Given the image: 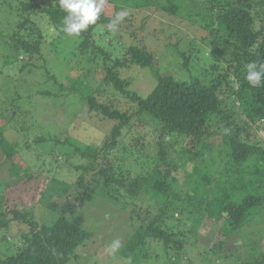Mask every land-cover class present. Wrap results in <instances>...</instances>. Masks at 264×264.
<instances>
[{
  "label": "trees",
  "instance_id": "trees-1",
  "mask_svg": "<svg viewBox=\"0 0 264 264\" xmlns=\"http://www.w3.org/2000/svg\"><path fill=\"white\" fill-rule=\"evenodd\" d=\"M125 6L136 9L137 13L126 10L128 15L117 29L126 26L125 29L131 32L140 29L145 33L155 30L157 39L158 27L153 25L152 12L165 13V17L175 20V17L186 18L182 25L186 26L187 32L183 37H179L170 24L161 27L166 32L162 39L160 37L166 43L171 42L168 45L172 46L170 52L181 59L180 64L177 62L179 68L185 70L181 77L162 74L147 45L132 44L126 48V59H114V66L131 64L152 73L156 85L145 97L129 89L130 81L123 79L119 71L106 63L113 59V52L110 53L109 48L98 42L100 37H96L101 36V29H107L116 13L124 11ZM37 7L48 17L58 38L64 39L67 35L60 29L66 13L59 8L58 0H41L39 3L32 0L25 6L28 12ZM145 9L148 10L146 13L141 12ZM22 25L20 22L18 28ZM170 28L174 30V39L166 36ZM178 29L184 31L182 27ZM79 37L82 40L75 49L85 56L94 54L95 61L98 53L104 54L106 74L103 79L119 90L125 100L116 106L100 103L91 94H82L91 111L100 112L114 124L105 136L102 159L98 153L100 145H90L82 150L67 136L71 148L82 153L86 161L76 167V181H58L61 184L59 191L49 187L42 193L40 202L58 213L51 224L40 222L32 208L15 206L20 203L8 208L4 200L8 186L0 181V264H69L79 261L80 248L86 247L92 233L76 222V214L95 198L99 190L109 193V197L120 198V189L131 197L145 193L151 198L146 205L137 199L132 203V231L126 243L115 253L104 246L108 256L112 257L110 262L137 264L146 260L148 264H195V251L204 258L200 264H217L223 258L227 260L226 264H264V251L246 255L244 247L242 251L237 248L238 252L230 249L233 256L229 250L228 257H224L229 238L264 210V147L253 142L254 137L260 136L264 130V83L253 88L245 79L248 63H264V0H105L96 25H91ZM12 38V49L23 53L21 70L33 68L35 62L24 57L26 54L31 58L39 55L42 37L33 43L19 35ZM34 68L40 70L41 66ZM45 71L46 77L51 79V72L46 67ZM5 88L2 87L0 93V150L12 161L10 177L17 175L20 180L21 174L31 166L22 158L21 142L10 141L6 132L24 114L26 108L18 102L25 98L21 99V94L10 97ZM77 90L74 87V91ZM43 93L52 96L55 92ZM143 115L157 123L161 134L159 140L147 143L146 135L140 134L132 138L136 144L124 149L127 154L122 157L123 161H137L132 159L133 146L139 153L146 150L156 153L155 162L148 163L150 170L146 171L142 164L139 168L145 170L133 177L131 165L126 172L120 166V169L114 168L111 161L104 159L109 150L124 140L132 121ZM24 129L22 125L19 130L23 132ZM221 133L224 135L222 141L229 146L228 154L233 163L219 179L200 161L207 155L204 150L209 138ZM167 136L171 137L170 141ZM51 139L40 134L35 136V143L52 141L54 144ZM26 178L33 179L34 172H28ZM113 185L118 189L110 187ZM71 188L74 190L72 201L51 202L54 193L63 196ZM13 221L26 226L17 243L10 237Z\"/></svg>",
  "mask_w": 264,
  "mask_h": 264
},
{
  "label": "rangeland",
  "instance_id": "rangeland-1",
  "mask_svg": "<svg viewBox=\"0 0 264 264\" xmlns=\"http://www.w3.org/2000/svg\"><path fill=\"white\" fill-rule=\"evenodd\" d=\"M40 1L37 0L38 3ZM31 2L32 0H0V93L3 90L2 87H7L5 90L9 91L10 97L14 98L15 95L19 97L18 94L25 95L21 98L25 99L18 104L26 108L20 120H16V125H10L7 128L6 136L12 142H21L22 158L31 166V168H27L24 174H21L20 180L17 175L10 177L12 161L7 159L5 153L0 150V181L6 184V187L8 186L4 191V200L8 208L14 207L16 202L20 203L15 206L21 207V209L23 207L32 208L40 222L51 224L58 213L40 202L42 193L49 187H55L59 191L61 184L58 181H76V167L86 161L85 158H82V153L76 152L73 147L71 148L69 145L70 138L67 136H70L82 150H86L90 145H100L98 153L102 155L100 157L102 159L105 154L103 144L105 136L114 124L113 121L106 120L100 112L91 111L89 104L82 99V94H91L100 103L116 106L122 104L125 98L119 90H116L112 84H107L103 79L106 74L103 68L104 54L98 53L96 61L92 58L95 56L94 54H89V56L80 54L75 47H78L82 38L79 36L58 38V33L50 24L48 17L40 12L38 7L30 12L26 10L25 6L30 5ZM122 4L125 5V3ZM126 10L136 12V9H130L128 6H125L124 11ZM146 11L148 10L145 9L141 12L146 13ZM152 14L154 15L153 25L158 27V39L154 34L155 30L151 33L149 31L145 33L140 29L138 32H131L130 29H125L126 26L109 33L107 29L102 28L101 36L96 35V37H100L98 42L105 48H109L110 53L113 52L111 54L113 59L106 63L119 71L123 79L130 81L129 89L137 91L143 97L147 96L156 85L152 73L148 69L131 64L129 66H114V59H126L125 52L128 46L132 44L147 45L154 53L155 65L160 68L162 74H173L176 77H181L185 71L179 68L180 65H177V62L180 64L181 59L170 52L172 46L169 47L168 45L171 42L166 43L165 40H161L166 32L161 27L164 24H170L172 27L174 26L178 36L183 37L184 33L187 32L185 31L187 30L186 26L182 25L186 18L175 17V20L172 17H165V13L152 12ZM26 16L29 21L26 20ZM20 22L23 25L18 28ZM181 27L184 29L183 32L178 29ZM173 31V28H170L166 36L174 39ZM13 35H19L30 43L42 37L41 52L34 57L37 59H34L33 56L31 58L28 54L24 57L26 60H33L35 66H41L40 70L34 68L35 66L21 70L23 53H17L12 49L10 44L13 42ZM164 43L166 44L164 45ZM41 55L43 58L40 57ZM45 62L46 69L51 72L49 75L51 79L46 77ZM53 77L59 81L55 83ZM74 87L78 90L74 91ZM44 91L55 93L51 96L44 94ZM22 125L25 131L20 132L19 129ZM262 131L260 136L254 137L253 142L264 147V130L262 129ZM40 134L50 136L54 144L52 141L36 144L35 136ZM140 134L146 135L145 142L147 143L149 140H159L161 130L157 123L147 115L134 119L124 140L116 148L109 150L104 160L111 161L114 168L120 169L118 168L120 166L125 171L131 165V176L133 177H136L138 172L145 170V168L143 170L139 168L142 164L145 165L146 171L150 170L151 167H148V163L155 162L154 158H156V153L153 150L139 153L133 146L132 159L137 161L125 159V162L122 159L127 154L124 149L127 150L136 144L137 142L132 141V138H137ZM222 135L221 133L209 138L204 150L207 155L204 160L201 159L200 161L204 168L209 169L219 179L223 178L224 171L233 163L228 154L230 152L229 146L226 141H222L224 136ZM166 139L170 141L171 137L167 136ZM169 155L171 156L172 153ZM206 160H210L209 163L205 162ZM162 166L164 170L167 169L163 164ZM30 171L34 172V178L28 180L26 176ZM79 173L80 171H78V175ZM110 187L118 189L114 185ZM72 188L63 196L53 192L54 196H52L51 202L61 204L68 200L72 201L74 199ZM120 191L123 193H119L120 198L111 195L110 198L109 193L107 195V192L99 190L95 198L76 214V222L91 231L92 239L86 247L80 248V260H74L69 264H114L110 262L112 257L108 256L109 252L106 253L107 250L104 246L111 249L110 245L116 240H119L121 245L126 243L132 231L130 223L132 203L137 199V201L142 200L141 204L146 205L151 198L149 194L145 193L141 194L140 197H131L124 189H120ZM112 192L114 191L112 190ZM5 202L2 201V204ZM10 225L12 231L10 237L17 243L19 234L26 230V226L15 221L11 222ZM228 241L230 242L226 244L224 257H228L226 254L230 249L238 252L242 251L243 247L246 255H256L263 252L264 210L255 215L252 221L243 225ZM231 250L230 254H232ZM193 254L196 260L195 264H200L204 258L199 257L195 251ZM102 255L103 258H101ZM235 257L233 258L234 261ZM225 261L227 260L223 258L217 264H226ZM137 264L148 263L143 260ZM165 264L168 263L165 262Z\"/></svg>",
  "mask_w": 264,
  "mask_h": 264
},
{
  "label": "clouds",
  "instance_id": "clouds-1",
  "mask_svg": "<svg viewBox=\"0 0 264 264\" xmlns=\"http://www.w3.org/2000/svg\"><path fill=\"white\" fill-rule=\"evenodd\" d=\"M59 8L66 13L63 18L61 31L67 36H80L83 31L89 29L91 25H96L104 9L105 0H58ZM128 15L126 11L116 13L115 19L107 25L110 32L117 31V25ZM247 75L245 79L253 88L264 83V63L257 64L253 61L247 64ZM115 253L121 247L119 240L110 245Z\"/></svg>",
  "mask_w": 264,
  "mask_h": 264
}]
</instances>
